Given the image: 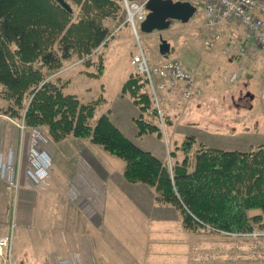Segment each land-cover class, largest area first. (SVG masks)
Here are the masks:
<instances>
[{
	"label": "trees",
	"instance_id": "obj_1",
	"mask_svg": "<svg viewBox=\"0 0 264 264\" xmlns=\"http://www.w3.org/2000/svg\"><path fill=\"white\" fill-rule=\"evenodd\" d=\"M60 0H0V83L2 96L9 101L4 112L25 119L31 126L47 127L50 139L82 137L101 145L125 161L124 176L130 182H143L155 191L159 204L181 210L186 228L197 231L213 227L227 231L251 230L262 225L264 211V143L247 150L208 146L187 135L170 155L177 157L171 171L166 161L129 138L112 120L109 111L96 116L100 99L84 102L67 93L56 80L47 79L43 70L60 68L73 53L92 54L109 34L104 20L116 17L120 0H71L75 13ZM199 3V2H198ZM99 71L89 74L101 77ZM88 64H90L89 60ZM58 80V79H57ZM144 80V79H143ZM140 76L131 74L123 84L141 110L135 122L138 134L163 131ZM216 230V229H214Z\"/></svg>",
	"mask_w": 264,
	"mask_h": 264
},
{
	"label": "rangeland",
	"instance_id": "obj_2",
	"mask_svg": "<svg viewBox=\"0 0 264 264\" xmlns=\"http://www.w3.org/2000/svg\"><path fill=\"white\" fill-rule=\"evenodd\" d=\"M200 1L201 0H195L198 9L193 17L197 15V17H195V22H197L198 25L201 24V32L204 33L206 31V26H203L204 17L198 15L203 8V4ZM69 2L73 6L75 13H78V7L71 0H69ZM119 2L121 5L119 14L116 17H109L104 20L105 24L109 27V33L118 25H121L126 18V12L121 0ZM188 22L185 23L178 19H174L171 25L166 29H155L151 32L141 30L140 39L134 36L135 45L137 47L141 46L145 50L150 62L157 63L160 60L162 61L165 57V55L161 53L159 47L160 40L164 37L172 44V49L168 54L169 57L173 56L180 58L183 52L190 47L186 42L187 26L185 27V25H187ZM174 27L178 29L174 35L179 39L177 41L179 45H175L173 40L169 37V35H171L169 30ZM119 33L120 32L107 41L104 40L105 43H102L90 55L84 56L75 52L69 59L64 60L60 68L49 69L47 66H44L43 70L47 79L56 80L63 86L65 92L76 94L84 102L100 99V102L97 104L96 116L98 117L102 113L110 111L112 120L121 126L124 132L136 144L146 150L152 151L160 158H165L170 169L171 165L172 167L174 166L177 159V157L171 156L170 152L177 149L187 135H194L197 138L196 148L200 147V142L208 146L232 149H250L258 144L264 143V95H261L260 100L257 102V107L249 111V107L255 104L251 100V97L248 98L246 90L242 95V99H239L236 103L229 98L223 101V99L218 96H215L212 101L203 103V93L198 96L199 100L197 99V101H195L196 98L190 100L182 98L180 101L181 106H175L174 95L172 93L166 94L165 101H161L162 111L164 113L163 120L159 117H154L150 110L147 111V116L153 118V120L160 125L163 136L158 137L156 133L139 135L134 116H138L141 110L134 103L130 94L123 93L122 85L131 69L134 70L133 74L140 76L142 80L144 76L138 72L135 65L130 62V57L125 54L122 44H120L121 47H117V43H119L121 39L120 35H123V31ZM200 44L201 41H199V45ZM100 56L104 59V73L101 77L91 76L89 72L99 71ZM87 60L90 61V64H88ZM143 81L145 83V80ZM247 82L248 80L246 84H248ZM2 88L3 86L0 83V159L3 158L4 160L10 158V160L14 159L17 161V174H10V177H16L18 186H11L10 179L8 178L0 179V226L9 227V231L13 229L14 237L17 236L20 230L21 221L27 224V228L39 225L41 228L40 231L43 232L44 210L41 209L44 202L43 192L46 190V193H48L47 196L52 200L54 198L52 193H57L56 189L59 191V189L64 187L65 183L71 182L70 187L67 188V191L63 194V204L75 210L74 208H78L81 204V195L75 186L87 189L89 187L88 184H90L87 174L83 173L81 168L77 167L76 163L68 161L66 156L71 154L74 160L76 156L75 153H79L80 148L83 147L80 143H89V145L98 147L101 151L105 150L101 145L95 144L87 138L68 136V138L66 137L67 139H63L62 142L59 141L60 143L58 144H55L54 140L52 141V139L48 138V142L44 144V148L49 152L48 147L52 144L55 149L54 152L57 156L55 173L51 182L52 162L46 177L40 182L35 181L31 178L29 173V170H32V166L28 161V149L21 144L18 150H15L16 136L19 128L18 123H20L22 119L13 117L4 112L5 108L9 105V101L2 96ZM243 88L246 89V87ZM144 91L149 94L152 105L156 108V103L151 97L146 83ZM193 100L195 102L191 104ZM237 109L243 110V113L236 114L235 111H237ZM4 114H6V116ZM253 122H255V125H253ZM39 127L46 133L47 137H50L47 132V127ZM66 149H70L71 151L69 150V152H67L68 150L65 151ZM11 151H13V154L9 157ZM84 151L86 152V150ZM106 153L110 155L109 152ZM177 153V156L180 157L179 159L184 155L181 150H178ZM113 157L125 163L123 159L117 156ZM7 176H9V174ZM49 205L47 207H50V212L55 213V206H53L50 201ZM90 207L92 209V206ZM174 207L181 215L183 227L195 233V238L197 239V241H194L195 245L190 247L188 264H264V211L262 209L254 208L249 210L251 216L257 214L263 216L261 221L262 225L256 223L251 230H225L227 232L224 233L218 231L217 228L208 226L207 228H202L197 231L186 228L181 210L176 206ZM46 214L48 220L49 211H47ZM72 216L73 214H71V217ZM56 217L57 220L55 222L58 225L60 214H56ZM55 234L56 235L52 237V241H54L55 244L58 241H64V239H66L60 236L59 230H57ZM201 239H205L206 241H200ZM70 240L76 241L73 237L70 238ZM36 241H43L42 234L36 238ZM20 242L21 245L28 244L27 238L25 241ZM15 243L16 241L13 243L15 264H30V257L28 254L29 247L24 248V254H22L21 259H19L15 254ZM43 249L45 250L44 247ZM56 249H58V244L53 246L51 253H49L50 250H48L45 252L47 255L43 254V258L40 257L39 259L37 251L34 254L37 260L33 261L32 264H55L56 261H53L55 259L54 257L59 258L58 260L56 259L57 261L62 258L75 257L74 247H68L67 251L64 253H58ZM193 254L195 255L194 258H192ZM72 262L73 264L74 262L76 264H93L91 261H86L80 254H78V257H75Z\"/></svg>",
	"mask_w": 264,
	"mask_h": 264
},
{
	"label": "crops",
	"instance_id": "obj_3",
	"mask_svg": "<svg viewBox=\"0 0 264 264\" xmlns=\"http://www.w3.org/2000/svg\"><path fill=\"white\" fill-rule=\"evenodd\" d=\"M191 1L195 3V0ZM198 15L203 17V8ZM195 17L191 18L185 25V27L187 26L186 42L190 47L183 52L180 58H174L179 59L188 69L193 71L198 84L203 89V103L214 100L215 96L221 97L223 101L229 98L236 103L242 99L246 90L248 98L251 97L255 104L249 107V111L253 110L257 107L261 95H264V51L250 44L245 57L224 54L222 48L228 40L232 28L225 29L222 39L214 46H206L202 39L205 32H201V24L198 25L195 22ZM234 29H239L242 34L248 36L243 26ZM177 30V27L169 30L171 32L169 37L175 45H179L177 42L179 39L174 35ZM121 31H123V35H120L121 39L117 43V47H121L120 44H122L125 54L130 57L132 63V58L139 49L135 45V35L129 25H124L119 32L121 33ZM199 41H201L200 45ZM133 71V69L129 71L123 84L133 74ZM233 75H236L234 79H232ZM247 80L248 84H246ZM173 95L175 106H181L182 97L180 93L176 92ZM197 99L199 100L196 98L195 101ZM195 101L193 100L191 104ZM241 112L243 113V110L237 109L235 111L236 114ZM4 115L6 116V114ZM254 123L253 125H255ZM116 125L124 132L121 126ZM58 143L60 142L55 141V144ZM21 144L28 149L29 134L26 133L22 136L18 128L16 151ZM80 145L83 147L80 148L79 153H75L74 160L71 154L66 156L68 161L76 163L77 167H80L81 171L87 174L90 182L87 189L75 186L81 195L80 206L73 210L63 204V194L70 187L71 182L65 183L59 191L56 189L57 193H52L54 197L52 200L49 199L45 190L43 192V207L41 208L44 210L43 232L40 231L39 225L27 228V224L21 221L20 230L14 237V241H16L15 254L18 258L21 259L24 248L29 247L28 254L30 264H32L33 261L37 260L34 257L37 251L38 259L43 258V254L47 255L46 251L50 250L49 253H51L53 246L58 244V249H56L58 253L66 252L68 247H74L76 257L80 254L86 261H91L93 264H188L190 247L195 245L194 241L197 239L195 233L183 227L179 211L172 205L159 204L155 198V191L150 185L143 182L128 181L124 176L125 163L113 157L116 155L110 152L108 155L107 150L101 151L89 143H80ZM48 149L51 160L53 158L52 182L57 166V156L52 144ZM240 150L247 149L240 148ZM13 151L9 153V157ZM161 159L165 161V158ZM49 201L55 206V213H51L50 207H47ZM47 211H49L48 220ZM56 214H60L58 225L55 222L57 220ZM71 214H73L72 217ZM57 230H59L60 236L66 239L55 244L52 237L56 235ZM8 231L9 227L0 226V235ZM41 234L43 241H36V238ZM72 237L76 241H71L70 238ZM26 238L28 244L21 245L20 241H25ZM200 241L206 240L201 239ZM194 257L193 254L192 258ZM54 258L53 261H56V264L59 258Z\"/></svg>",
	"mask_w": 264,
	"mask_h": 264
},
{
	"label": "built area",
	"instance_id": "obj_4",
	"mask_svg": "<svg viewBox=\"0 0 264 264\" xmlns=\"http://www.w3.org/2000/svg\"><path fill=\"white\" fill-rule=\"evenodd\" d=\"M146 1L121 0L126 12L125 21L110 32L105 41L113 38L125 24L129 25L135 37L140 39L141 23L149 12ZM202 2L204 3L203 14L206 26L203 35L204 45L214 46L222 39L225 29L232 28L228 40L222 48L224 54L245 57L251 45L264 51V0H202ZM239 26L244 27L248 36L242 34L239 29H234ZM132 63L137 71L144 76L150 95L156 103L158 117L162 120L164 113L161 101H165L166 94L179 92L182 98L190 100L203 93L193 71L179 59L168 57L157 63H152L145 50L139 46L138 52L132 58ZM235 77L236 75H233L232 79ZM18 125L22 136L26 133L29 134L28 161L32 166V170H29L30 176L40 182L46 177L52 163L50 154L44 148L49 137L41 127L28 125L24 118ZM16 162L10 158L0 159V179H10V184L14 187L18 186V182L16 177L12 178L10 174H17L18 165ZM171 170H173L172 165ZM8 174L9 176H7ZM13 243V229L0 235V264H15ZM75 257L62 258L57 264H73L72 260ZM74 264L76 263L74 262Z\"/></svg>",
	"mask_w": 264,
	"mask_h": 264
},
{
	"label": "water",
	"instance_id": "obj_5",
	"mask_svg": "<svg viewBox=\"0 0 264 264\" xmlns=\"http://www.w3.org/2000/svg\"><path fill=\"white\" fill-rule=\"evenodd\" d=\"M60 1L70 7L67 1ZM146 6L149 12L146 19L141 23V29L145 32L166 29L174 19L186 23L198 9V6L191 0H147ZM159 47L165 56H168L172 49L171 42L164 37L161 38Z\"/></svg>",
	"mask_w": 264,
	"mask_h": 264
}]
</instances>
